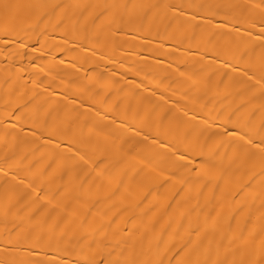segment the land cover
<instances>
[{"label":"bare ground","instance_id":"obj_1","mask_svg":"<svg viewBox=\"0 0 264 264\" xmlns=\"http://www.w3.org/2000/svg\"><path fill=\"white\" fill-rule=\"evenodd\" d=\"M0 264H264V0H0Z\"/></svg>","mask_w":264,"mask_h":264}]
</instances>
